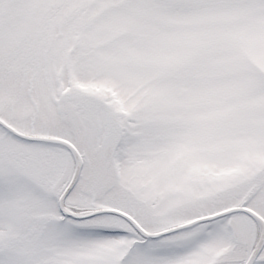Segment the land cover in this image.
<instances>
[{"label":"snow or ice","instance_id":"snow-or-ice-1","mask_svg":"<svg viewBox=\"0 0 264 264\" xmlns=\"http://www.w3.org/2000/svg\"><path fill=\"white\" fill-rule=\"evenodd\" d=\"M0 264H264V0H0Z\"/></svg>","mask_w":264,"mask_h":264}]
</instances>
